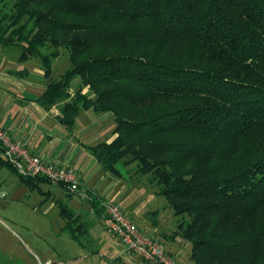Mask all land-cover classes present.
I'll return each instance as SVG.
<instances>
[{
    "label": "trees",
    "instance_id": "obj_1",
    "mask_svg": "<svg viewBox=\"0 0 264 264\" xmlns=\"http://www.w3.org/2000/svg\"><path fill=\"white\" fill-rule=\"evenodd\" d=\"M0 46L38 62L34 100L61 102L70 134L79 110L111 114L115 136L87 151L157 187L192 264H264V0H0Z\"/></svg>",
    "mask_w": 264,
    "mask_h": 264
},
{
    "label": "rangeland",
    "instance_id": "obj_2",
    "mask_svg": "<svg viewBox=\"0 0 264 264\" xmlns=\"http://www.w3.org/2000/svg\"><path fill=\"white\" fill-rule=\"evenodd\" d=\"M66 56L64 49H61L59 56L51 61L52 78L68 67ZM14 59L16 60V52L13 49L0 46V60H4L3 63L11 64ZM32 63L38 66L36 60H32ZM13 66L15 69L26 67L29 70L27 78L20 77L24 83L32 84L31 79L43 81L41 69L36 71L29 60L17 61ZM97 116L91 110H79L76 129L73 130L74 137L85 144H96L108 139L114 123H100ZM97 120L100 130L82 131L80 126H89L97 123ZM42 125L54 131L52 142L69 138L66 137L68 133L65 129L53 117L48 116L44 122L37 123V127ZM55 132L60 133L61 138ZM93 164V180L96 179L93 193L96 191L95 198L100 199L101 203L112 201V196L121 189L122 195L128 198L121 201L118 197V202L115 203L123 212L131 215L133 220L143 225L146 232L153 229L145 226L146 221H152L157 215L163 217L162 222L166 221L161 228L157 226L158 230L172 226L168 219L177 217L168 212L170 209L166 202L156 193L157 187L148 183L144 175L125 172L126 168L119 166L122 177H110L98 163L94 161ZM84 190L85 186H82L79 192H69L64 186L45 181H40L38 188H30L14 170L0 165V264H154L124 250L118 240L105 229L101 219L92 213L90 201L81 196ZM145 191L147 194L143 196ZM45 193H49V196L45 197ZM59 204L64 205L71 213L70 218L59 214ZM133 207L144 211L145 220L133 212ZM174 220L173 223L176 222ZM138 228L142 232L139 226ZM145 231L142 232L144 235ZM159 239L166 250H172L173 246L169 241ZM179 241L181 244L178 251L184 254L188 250V242L181 238Z\"/></svg>",
    "mask_w": 264,
    "mask_h": 264
},
{
    "label": "crops",
    "instance_id": "obj_3",
    "mask_svg": "<svg viewBox=\"0 0 264 264\" xmlns=\"http://www.w3.org/2000/svg\"><path fill=\"white\" fill-rule=\"evenodd\" d=\"M3 61L4 60H0V127L4 128L11 136V138L15 140H24L26 143V147L32 153L39 155L42 159L50 161L52 163H57L58 165L61 166H66L71 168L75 172L77 178V187H78L77 192L80 191V188L82 186H85V190L82 192L81 196L87 199L86 195L92 193L95 197L97 195L96 191L95 193H93L96 186V181H95L96 179L93 180L94 178L93 163L95 159L91 156V154L87 151L85 147V145H93V144L90 143L85 144L82 141H80V139L74 137L73 130L76 129L77 114L74 118V125L71 134L65 130L68 133V135L66 134V137L69 138L68 139L64 138V141L54 140L52 142L51 138L54 131L50 130L49 128L43 125L41 127H37V123L44 122V120L47 119L48 116L56 119L55 116L58 115L59 105L61 102H57L52 106H50L48 109H44L34 100L43 91L44 79L43 81L39 82V81H32V79L30 78L32 84L24 83L23 81H21L20 77L24 76L25 78H27L29 70L26 67H23L21 69L26 70L27 73H22V74L13 73L16 70H20V69H15V67L13 66V64L16 63L17 60L14 59V62L11 64H8L6 62L3 63ZM29 63L32 66V68H34L36 71L40 69L39 66L32 63V60H29ZM95 114L98 115L97 119L99 120L100 123L101 122L114 123L111 114L108 112L103 114H97V113ZM98 120L96 121L97 123H93L89 126H80L83 129L82 131L95 132L100 130L101 126L99 125ZM55 133L58 136L60 135V133L57 132ZM114 136L115 134L112 132L111 135L108 137V139H105L104 142H109L110 140L113 139ZM59 137L61 138V136ZM124 171L127 172L126 169ZM120 173L121 176L119 177L112 176L109 173H107V175H109L110 177L121 178L122 177L121 169H120ZM51 184H55V183H51ZM109 190L110 187H108L107 192H109ZM145 194H147L146 191L145 193H143V196ZM118 197L121 198L120 199L121 201H125L126 198H128L127 196L122 195L121 189H119L117 193L114 196H112L113 199L112 201L118 202L116 201ZM91 210L92 213L96 217H98L95 214L92 207ZM132 210H134L133 212L139 214L145 220V218L143 217L144 211H140L139 209H136V207L135 208L133 207ZM168 212L171 213V211ZM124 213L131 220H133L131 215L129 216V214L126 211H124ZM170 213H168V215H170ZM161 218H163L161 217V215H157L156 218L152 219V221L150 220L146 221L145 224L146 227H150V228L153 227V229L149 233L143 229V225H141L136 220L133 221L136 222L137 223L136 225H138L142 229V232L145 231L144 233L146 235H149L150 237H153L156 240H160L159 238H161V240H163L164 242L169 241L170 244L173 246L171 251L166 250L163 246L162 247L171 254V256L175 259V261L178 264H192V262L188 258L189 247L184 254L179 253L178 246H180L181 241L178 242V239H180V237L177 236L170 239L168 236L175 227L176 222L173 223V220L175 218L168 219V223L172 224L171 227L168 228L165 227L163 229L158 230V227L161 228V225H163L166 222L164 219H163L164 221L162 222ZM175 220L177 221V219ZM116 239L118 240V238ZM137 257L139 256L137 255Z\"/></svg>",
    "mask_w": 264,
    "mask_h": 264
},
{
    "label": "built area",
    "instance_id": "obj_4",
    "mask_svg": "<svg viewBox=\"0 0 264 264\" xmlns=\"http://www.w3.org/2000/svg\"><path fill=\"white\" fill-rule=\"evenodd\" d=\"M0 157L21 175H40L52 183H62L69 192H76L78 189L77 178L71 168L42 159L26 147L24 140L11 138L2 127H0ZM101 204L102 223L109 233L118 238L124 250L154 264H178L155 239L144 235L117 203L106 201Z\"/></svg>",
    "mask_w": 264,
    "mask_h": 264
}]
</instances>
